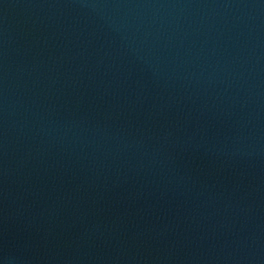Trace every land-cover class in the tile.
<instances>
[{"label":"water","instance_id":"95a60500","mask_svg":"<svg viewBox=\"0 0 264 264\" xmlns=\"http://www.w3.org/2000/svg\"><path fill=\"white\" fill-rule=\"evenodd\" d=\"M0 264H264V0H0Z\"/></svg>","mask_w":264,"mask_h":264}]
</instances>
